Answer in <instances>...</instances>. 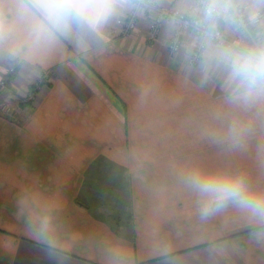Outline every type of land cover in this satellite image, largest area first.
I'll return each mask as SVG.
<instances>
[{"label":"crops","instance_id":"1","mask_svg":"<svg viewBox=\"0 0 264 264\" xmlns=\"http://www.w3.org/2000/svg\"><path fill=\"white\" fill-rule=\"evenodd\" d=\"M165 3L126 13L138 19L129 38L125 14L87 50L65 41L18 69L52 80L28 119L0 111V264H264V220L232 206L201 218L183 180L224 171L264 191V120L239 149L208 134L219 82L169 52L167 33L146 40Z\"/></svg>","mask_w":264,"mask_h":264},{"label":"clouds","instance_id":"2","mask_svg":"<svg viewBox=\"0 0 264 264\" xmlns=\"http://www.w3.org/2000/svg\"><path fill=\"white\" fill-rule=\"evenodd\" d=\"M168 35L184 59L195 64L203 82H219L222 115L209 135L233 149L245 146L264 120V0H167ZM144 5L136 0H0V71L15 64H46L65 41L87 50L114 18ZM183 180L194 194L201 218L228 206L264 220V191L240 174L193 168Z\"/></svg>","mask_w":264,"mask_h":264},{"label":"rangeland","instance_id":"3","mask_svg":"<svg viewBox=\"0 0 264 264\" xmlns=\"http://www.w3.org/2000/svg\"><path fill=\"white\" fill-rule=\"evenodd\" d=\"M136 2L138 3V0H136ZM141 2L144 4L143 1ZM170 8L165 10L159 9L158 12L155 11L159 16L156 17V20L152 22L151 25H147V41L154 42L157 41V38L164 35L165 33L168 34V24L165 26L163 22L165 21L168 23ZM160 19L162 20L160 21ZM130 26H133V28L128 30L127 27ZM118 28L120 30L119 36L122 39L129 38L138 29V19L136 13L126 14L125 16L121 17V19L118 21ZM169 44V52L177 56L180 49L178 48L176 51L171 49V46L173 45L171 39H169ZM21 66V64H15L11 67H8L6 71H0V111L8 119H11L14 113L16 114L18 111H23V120L28 119L34 112L31 106L38 102V99L41 98L42 92L47 89L49 82L52 80V73L50 71L39 72L40 68L36 69L37 67L34 66H30L32 69L30 70L34 72V74H32V76L29 78H25L23 75L22 80L20 76L18 77V69ZM188 66L194 68L195 64L189 63ZM23 68L26 69L27 67L23 65ZM10 69L14 70L12 74H10ZM4 77L7 79V83L4 82V88L2 89L1 84L2 78ZM15 85L19 96H17V92L9 90L10 86L14 87ZM79 200L82 201V199Z\"/></svg>","mask_w":264,"mask_h":264},{"label":"built area","instance_id":"4","mask_svg":"<svg viewBox=\"0 0 264 264\" xmlns=\"http://www.w3.org/2000/svg\"><path fill=\"white\" fill-rule=\"evenodd\" d=\"M126 19V18H125ZM133 28V26H130V27H127L128 30H131ZM171 49L176 51L178 48L174 47V45L171 46ZM13 69H10V74L13 73ZM4 82L7 83V79L4 77L2 78V84H1V88L3 89L4 88Z\"/></svg>","mask_w":264,"mask_h":264}]
</instances>
